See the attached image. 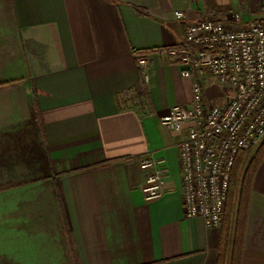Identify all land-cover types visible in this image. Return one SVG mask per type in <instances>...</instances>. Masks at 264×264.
<instances>
[{"label":"crops","instance_id":"0c3cea01","mask_svg":"<svg viewBox=\"0 0 264 264\" xmlns=\"http://www.w3.org/2000/svg\"><path fill=\"white\" fill-rule=\"evenodd\" d=\"M235 11L264 19V0H0V264H73L64 221L79 264H215L219 227L183 211L185 131L160 117L191 99L167 53L186 22ZM221 93L208 78L206 99ZM147 155L169 168L151 201ZM241 264H264V159Z\"/></svg>","mask_w":264,"mask_h":264},{"label":"built area","instance_id":"2783aa9c","mask_svg":"<svg viewBox=\"0 0 264 264\" xmlns=\"http://www.w3.org/2000/svg\"><path fill=\"white\" fill-rule=\"evenodd\" d=\"M176 18L183 12L175 10ZM230 12L224 20L203 19L185 24L184 40L167 53L191 78L187 104L172 106L160 117L172 132L185 131L178 143L179 178L184 215L200 216L205 225L219 227L233 163L240 151L249 154L264 139V19ZM144 68L146 58L136 54ZM143 78L147 81L145 68ZM213 78L221 101L206 99ZM140 186L145 201L158 199L169 173L166 158L144 156Z\"/></svg>","mask_w":264,"mask_h":264},{"label":"trees","instance_id":"16d2710c","mask_svg":"<svg viewBox=\"0 0 264 264\" xmlns=\"http://www.w3.org/2000/svg\"><path fill=\"white\" fill-rule=\"evenodd\" d=\"M141 14L143 8L135 6ZM240 151L230 172L222 220L216 245L215 264H241L249 198L255 173L264 159V139L246 161ZM246 161V162H245ZM63 214V213H62ZM73 264H79L73 251V240L66 222H63Z\"/></svg>","mask_w":264,"mask_h":264},{"label":"rangeland","instance_id":"374dc122","mask_svg":"<svg viewBox=\"0 0 264 264\" xmlns=\"http://www.w3.org/2000/svg\"><path fill=\"white\" fill-rule=\"evenodd\" d=\"M247 17V16H246ZM246 17H244V18H246ZM255 150V149H254ZM254 150L253 151H251L249 154H247L246 152H245V154H246V158H245V160L247 161L248 159H249V157L252 155V153L254 152ZM245 161V162H246Z\"/></svg>","mask_w":264,"mask_h":264}]
</instances>
